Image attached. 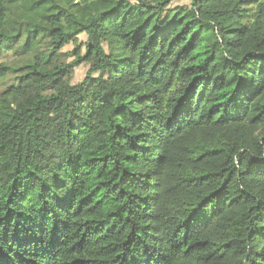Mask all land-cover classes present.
I'll return each mask as SVG.
<instances>
[{"label": "trees", "instance_id": "trees-1", "mask_svg": "<svg viewBox=\"0 0 264 264\" xmlns=\"http://www.w3.org/2000/svg\"><path fill=\"white\" fill-rule=\"evenodd\" d=\"M172 1L0 0V264H264V0Z\"/></svg>", "mask_w": 264, "mask_h": 264}, {"label": "rangeland", "instance_id": "rangeland-1", "mask_svg": "<svg viewBox=\"0 0 264 264\" xmlns=\"http://www.w3.org/2000/svg\"><path fill=\"white\" fill-rule=\"evenodd\" d=\"M109 1V0H106ZM192 5V0H174L171 3V7H183V8H190ZM200 14H202L203 16H207L208 15V11H209V6L206 3H200L197 9ZM85 35L81 34L78 36L77 41L78 43L84 42L85 40ZM73 47L74 45L72 43L66 45L63 47L62 51L65 52L66 55V59L67 61L71 60L72 57L69 56V54L73 51ZM14 59L13 57L9 54V53H1L0 54V64L1 63H6V64H10V63H14ZM89 66L87 64H81L79 66H77L74 69V72L72 74L71 77V84H75L77 82H79L86 74L87 70H88ZM0 89H2V86H0Z\"/></svg>", "mask_w": 264, "mask_h": 264}]
</instances>
